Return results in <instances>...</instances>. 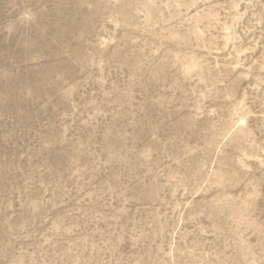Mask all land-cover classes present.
I'll return each instance as SVG.
<instances>
[{"label": "rangeland", "instance_id": "obj_1", "mask_svg": "<svg viewBox=\"0 0 264 264\" xmlns=\"http://www.w3.org/2000/svg\"><path fill=\"white\" fill-rule=\"evenodd\" d=\"M0 264H264V0H0Z\"/></svg>", "mask_w": 264, "mask_h": 264}]
</instances>
